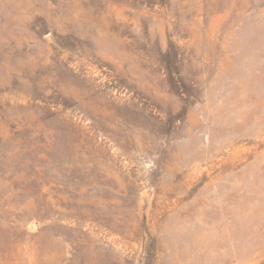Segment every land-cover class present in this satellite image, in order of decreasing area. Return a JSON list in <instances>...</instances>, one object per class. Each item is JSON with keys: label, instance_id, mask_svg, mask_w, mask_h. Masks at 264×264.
<instances>
[{"label": "rangeland", "instance_id": "1", "mask_svg": "<svg viewBox=\"0 0 264 264\" xmlns=\"http://www.w3.org/2000/svg\"><path fill=\"white\" fill-rule=\"evenodd\" d=\"M0 264H264V0H0Z\"/></svg>", "mask_w": 264, "mask_h": 264}]
</instances>
